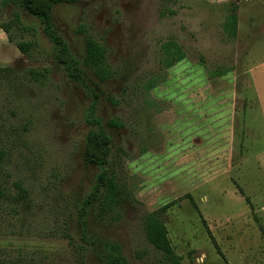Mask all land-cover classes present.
<instances>
[{"label": "rangeland", "instance_id": "obj_1", "mask_svg": "<svg viewBox=\"0 0 264 264\" xmlns=\"http://www.w3.org/2000/svg\"><path fill=\"white\" fill-rule=\"evenodd\" d=\"M164 3L80 0L52 12L78 59L87 38L106 46L114 77L99 91L91 75L87 85L105 124L127 122L110 133L128 152L120 176L135 201L118 223L91 221L92 233L120 244L131 264H159L144 218L165 209L182 264H264V0H169L176 14L161 17ZM231 8L238 35L229 42ZM0 23L9 28H0V256L76 264L74 205L94 179L84 161L93 101L68 79L36 18L0 0ZM170 40L186 58L167 69L161 47ZM20 43L32 45L28 54ZM31 70L48 77L38 83ZM88 264L101 263L89 254Z\"/></svg>", "mask_w": 264, "mask_h": 264}, {"label": "trees", "instance_id": "obj_2", "mask_svg": "<svg viewBox=\"0 0 264 264\" xmlns=\"http://www.w3.org/2000/svg\"><path fill=\"white\" fill-rule=\"evenodd\" d=\"M80 0H2L3 4H12L18 9L23 10L29 16L36 18L43 27V31L54 45L59 62L70 81L80 85L90 94L93 101L86 114L88 131L85 135L84 161L87 166L94 170V179L90 190L81 199L75 202L73 213L77 216V232L80 234V241L76 249V264H88V255L93 254L101 264H131L124 255L120 244L102 239L99 235L92 233L91 221L98 224H115L122 220L127 206L135 201L133 189L129 183L121 180L120 173L124 168V162L128 160V152L121 146H118L110 129L126 128L127 122L123 119H113L107 124L97 116V100L100 98L95 91L87 85L89 75L94 77L89 79L96 87L101 90V85L109 82L114 77L115 72L110 67L107 59V48L104 44L93 38H87L86 52L81 58L72 54L67 41L57 33L53 21L52 12L55 6L59 4H75ZM165 0L162 6L161 17L173 16L176 11L168 8ZM168 12V15L167 13ZM19 15V14H18ZM0 28L9 33V28L0 23ZM223 31L227 41L232 42L238 35V18L236 9L231 8L223 22ZM18 48L28 54L32 48L31 44L20 43ZM162 64L164 67L172 68L184 61L186 55L183 49L174 41H168L162 44ZM48 70L42 72L31 70L30 76L38 83H42L48 77ZM155 80L148 83V91L155 89L157 84ZM114 104H118L114 101ZM148 149H144V153ZM3 154V153H2ZM19 186V185H18ZM20 187V186H19ZM3 197L0 191V199ZM165 209L159 213L148 214L144 218V232L147 241L157 252L159 264H182V257L175 253L174 247L169 239V233L162 214ZM1 234V230H0ZM65 237L73 240L70 228H65ZM213 240L217 252H222ZM142 258V254L138 253ZM0 264H7L0 256Z\"/></svg>", "mask_w": 264, "mask_h": 264}]
</instances>
